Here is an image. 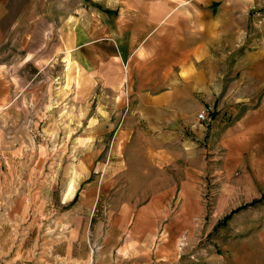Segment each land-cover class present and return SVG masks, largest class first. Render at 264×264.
<instances>
[{"label":"rangeland","instance_id":"obj_1","mask_svg":"<svg viewBox=\"0 0 264 264\" xmlns=\"http://www.w3.org/2000/svg\"><path fill=\"white\" fill-rule=\"evenodd\" d=\"M81 1L48 0L46 20L40 0H14L16 28L0 32V264H214L261 225L264 196L252 197L241 164L222 173L230 162L209 144L144 157L136 128L120 127L135 114L59 45L50 21ZM241 4L252 27L264 22V0ZM126 175L152 187L139 198L170 202L120 207Z\"/></svg>","mask_w":264,"mask_h":264},{"label":"crops","instance_id":"obj_2","mask_svg":"<svg viewBox=\"0 0 264 264\" xmlns=\"http://www.w3.org/2000/svg\"><path fill=\"white\" fill-rule=\"evenodd\" d=\"M47 3L39 2L40 19L47 20ZM78 6L66 17L59 8L50 21L59 45L70 48L104 94L135 114L120 127L136 128L129 138L142 144L144 157L173 159L179 154L171 148L179 142L189 158L206 153L209 144L214 152L224 149L230 162L222 173H235L241 164L252 197L264 196V22L252 27L240 0H83ZM14 7V0H0V22L10 16L12 25L0 32L16 28ZM209 103L217 112L206 129L196 119ZM135 179L126 175L123 190L132 193L120 207L168 205L157 196L139 198L134 192L152 187ZM262 203L254 218L261 225L224 246L214 264H264Z\"/></svg>","mask_w":264,"mask_h":264},{"label":"built area","instance_id":"obj_3","mask_svg":"<svg viewBox=\"0 0 264 264\" xmlns=\"http://www.w3.org/2000/svg\"><path fill=\"white\" fill-rule=\"evenodd\" d=\"M217 112V107L215 104H207L198 114H197V124L204 126L206 129L211 125L214 120L215 114Z\"/></svg>","mask_w":264,"mask_h":264}]
</instances>
